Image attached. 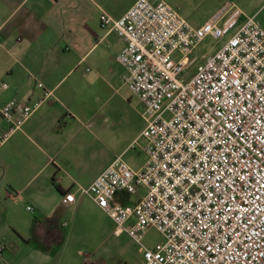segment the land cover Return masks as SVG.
<instances>
[{
  "label": "built area",
  "instance_id": "obj_1",
  "mask_svg": "<svg viewBox=\"0 0 264 264\" xmlns=\"http://www.w3.org/2000/svg\"><path fill=\"white\" fill-rule=\"evenodd\" d=\"M100 19L125 42L117 61L143 105L146 160L134 169L117 155L79 191L114 221L115 234L127 233L141 247L143 264H264L260 20L232 0L200 25L164 0H135L119 18L103 12ZM208 37L224 41L194 55ZM52 98L45 89L35 102L0 104V145ZM121 196L137 199L124 203ZM63 200L74 203L75 193ZM151 228L164 240L149 247L143 240Z\"/></svg>",
  "mask_w": 264,
  "mask_h": 264
},
{
  "label": "crops",
  "instance_id": "obj_2",
  "mask_svg": "<svg viewBox=\"0 0 264 264\" xmlns=\"http://www.w3.org/2000/svg\"><path fill=\"white\" fill-rule=\"evenodd\" d=\"M134 1L0 0V104L11 98L35 102L45 89L53 93L0 145V206L13 207L21 200L26 209L34 207L33 212L27 209L26 219L11 214L0 227V264H85V250L88 264H143L142 249L127 233L99 228L89 212H105L78 189L143 138L146 122L133 142L115 151L113 126L96 112L88 115L92 108L78 86V72L90 71L89 65L103 73L118 64L125 42L101 26L100 16L106 12L119 18ZM225 1L218 0L215 10ZM232 1L264 27V0ZM79 124L89 133H82ZM144 145L145 139L143 151ZM68 191L76 196L72 204L63 200ZM121 199L134 201L133 196ZM70 211L74 216L67 221Z\"/></svg>",
  "mask_w": 264,
  "mask_h": 264
},
{
  "label": "rangeland",
  "instance_id": "obj_3",
  "mask_svg": "<svg viewBox=\"0 0 264 264\" xmlns=\"http://www.w3.org/2000/svg\"><path fill=\"white\" fill-rule=\"evenodd\" d=\"M174 6H179L182 14L193 24H202L210 17L215 10V4L218 0H167ZM260 18L264 19V11L260 14ZM223 40H216L211 37L206 38L203 43L195 50L194 55L201 56L203 53L213 52L221 44ZM91 70H82L78 72V86L84 92L85 102L91 106V111L88 115L97 113V118L103 120L108 118L109 126L114 128V142L112 147L115 151L122 148V146L133 142L140 130L143 128L145 120L142 116L143 106L139 98L132 94L123 81V76L126 69L119 63L114 65L113 71L101 72L93 65H89ZM84 68V67H83ZM195 67L192 68L194 70ZM81 126L82 133H89L88 129L83 124ZM93 127V126H92ZM144 139L140 138L135 144V148L129 149L123 155V159L127 161L133 168H139L146 160V154L143 151ZM102 145V144H100ZM103 146V145H102ZM106 149V145H104ZM109 149L111 144L109 143ZM1 178V170H0ZM142 191L145 187H142ZM135 201L136 196H133ZM26 202L19 201L17 204L11 206H0V227L5 225L6 220L11 214L14 217L27 218L30 212L26 209ZM85 210L83 207L80 213ZM89 212V211H88ZM94 215L97 225L100 229L112 232L115 230L116 224L114 221L101 211L89 212ZM66 220L71 221L73 212L70 211L66 215ZM79 221V220H78ZM7 224V223H6ZM129 241L125 237V241ZM124 240V239H123ZM164 240L163 234L156 228H151L144 236V243L151 247L158 242ZM138 247V246H137ZM140 250L141 248L138 247ZM88 250L83 252V258L88 255Z\"/></svg>",
  "mask_w": 264,
  "mask_h": 264
},
{
  "label": "trees",
  "instance_id": "obj_4",
  "mask_svg": "<svg viewBox=\"0 0 264 264\" xmlns=\"http://www.w3.org/2000/svg\"><path fill=\"white\" fill-rule=\"evenodd\" d=\"M118 199H120V198L118 197ZM124 203H127V201L125 200Z\"/></svg>",
  "mask_w": 264,
  "mask_h": 264
},
{
  "label": "snow or ice",
  "instance_id": "obj_5",
  "mask_svg": "<svg viewBox=\"0 0 264 264\" xmlns=\"http://www.w3.org/2000/svg\"><path fill=\"white\" fill-rule=\"evenodd\" d=\"M69 199H71V197H69Z\"/></svg>",
  "mask_w": 264,
  "mask_h": 264
}]
</instances>
